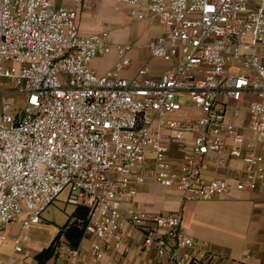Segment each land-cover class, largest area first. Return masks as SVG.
<instances>
[{
  "label": "built area",
  "instance_id": "obj_1",
  "mask_svg": "<svg viewBox=\"0 0 264 264\" xmlns=\"http://www.w3.org/2000/svg\"><path fill=\"white\" fill-rule=\"evenodd\" d=\"M115 1L162 29L129 79L132 46L117 47L106 74L91 69L113 52L107 32L82 36L77 26L97 0H0V246L19 224L22 253L68 191V203L89 212L91 260L64 246L66 264H97L110 250L136 252L140 264H215L180 213L139 210L136 198L151 184L185 203L264 194V0ZM154 59L175 67L151 79ZM228 159L241 165L233 185L206 179L211 161L220 169Z\"/></svg>",
  "mask_w": 264,
  "mask_h": 264
},
{
  "label": "crops",
  "instance_id": "obj_2",
  "mask_svg": "<svg viewBox=\"0 0 264 264\" xmlns=\"http://www.w3.org/2000/svg\"><path fill=\"white\" fill-rule=\"evenodd\" d=\"M130 22H132L130 9L118 5L115 0H97V6L93 11L79 13L77 26L82 36L107 32L111 39L110 43L113 46L111 56L96 58L91 63V69L98 75L102 76L115 68L118 62L117 47L121 46L115 45V41L121 40L119 38L122 37V40L126 42L125 46L133 47L128 54L132 65L129 70L123 71L124 78H132L143 63L150 59L146 47L150 41L162 36L161 27L157 23H138L135 36L131 33L130 28L133 26H130ZM143 24H146L144 30ZM146 32L153 34L149 40L142 38L143 33L146 34ZM137 47H144V49L138 50ZM140 53L143 55L141 56ZM174 67V62L167 63L154 59L151 61L148 77L158 80ZM1 110L0 99V113ZM182 116L183 114L178 115L179 118ZM234 123L246 125V122L241 120H234ZM259 153L264 156V146L259 148ZM240 168V163L232 159H228V168L220 169H217L214 161H211L206 179L231 181V177L234 176L233 170ZM231 183L234 184L233 181ZM135 208L164 216L180 213L183 230L196 241L198 246L207 248L216 256L215 264H264V194L261 191H234L230 197L208 202L185 203L173 189L157 184L141 185L138 188ZM47 229L43 223L34 227L30 231L31 235L29 233L28 242L24 244L23 252L17 254L13 240L19 234V224L12 225L6 233V242L0 246V264H37L35 258L52 245L61 228L54 227L52 236L45 244L33 241L34 233ZM64 246L66 245L59 248L58 256L47 264H66V255L62 250ZM80 248L87 255L88 260H91L90 243L82 241ZM128 260L137 264L142 262L136 252L124 259L110 250L108 256L97 264H126Z\"/></svg>",
  "mask_w": 264,
  "mask_h": 264
},
{
  "label": "rangeland",
  "instance_id": "obj_3",
  "mask_svg": "<svg viewBox=\"0 0 264 264\" xmlns=\"http://www.w3.org/2000/svg\"><path fill=\"white\" fill-rule=\"evenodd\" d=\"M130 20V26H133L130 28L132 35L136 36V32L138 31L136 28V25H139L138 23L134 22L131 18ZM135 25V26H134ZM144 27H146V24H143L142 28L144 30ZM137 30V31H135ZM143 32V31H142ZM153 34L150 35L149 32H146V34L143 33V39L149 40ZM123 38V37H122ZM122 38H119L121 40H116L115 45H121L125 46L126 42L122 40ZM111 42V39H110ZM132 43V42H131ZM141 56L143 53H140ZM145 59V58H143ZM77 207L70 205L68 203V191H65L59 199L43 214L42 216V223L47 226V230L45 231H37L33 234V241H40L42 244H45L48 242V238L52 236V232L54 231V227L56 228H63L65 227L69 221L71 220L74 212L76 211ZM31 235V232H30ZM64 243L60 242L59 246H63ZM27 246V245H26ZM27 248V247H26Z\"/></svg>",
  "mask_w": 264,
  "mask_h": 264
},
{
  "label": "trees",
  "instance_id": "obj_4",
  "mask_svg": "<svg viewBox=\"0 0 264 264\" xmlns=\"http://www.w3.org/2000/svg\"><path fill=\"white\" fill-rule=\"evenodd\" d=\"M88 214L89 212L86 208L78 207L69 223L60 229V233L52 245L35 258L37 264H47L50 260L57 257L60 242H63L64 245L71 249H78L84 238Z\"/></svg>",
  "mask_w": 264,
  "mask_h": 264
}]
</instances>
